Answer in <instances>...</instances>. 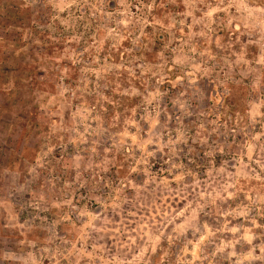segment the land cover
Segmentation results:
<instances>
[{"label":"rangeland","instance_id":"rangeland-1","mask_svg":"<svg viewBox=\"0 0 264 264\" xmlns=\"http://www.w3.org/2000/svg\"><path fill=\"white\" fill-rule=\"evenodd\" d=\"M264 0H0V264H264Z\"/></svg>","mask_w":264,"mask_h":264},{"label":"clouds","instance_id":"clouds-1","mask_svg":"<svg viewBox=\"0 0 264 264\" xmlns=\"http://www.w3.org/2000/svg\"><path fill=\"white\" fill-rule=\"evenodd\" d=\"M261 12H264V9L260 10Z\"/></svg>","mask_w":264,"mask_h":264}]
</instances>
